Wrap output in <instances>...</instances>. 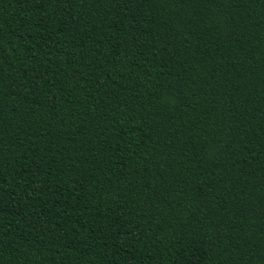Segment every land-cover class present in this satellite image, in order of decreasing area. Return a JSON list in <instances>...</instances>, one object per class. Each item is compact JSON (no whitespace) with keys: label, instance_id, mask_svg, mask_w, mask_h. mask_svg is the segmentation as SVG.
I'll list each match as a JSON object with an SVG mask.
<instances>
[{"label":"trees","instance_id":"1","mask_svg":"<svg viewBox=\"0 0 264 264\" xmlns=\"http://www.w3.org/2000/svg\"><path fill=\"white\" fill-rule=\"evenodd\" d=\"M0 264H264V0H0Z\"/></svg>","mask_w":264,"mask_h":264}]
</instances>
